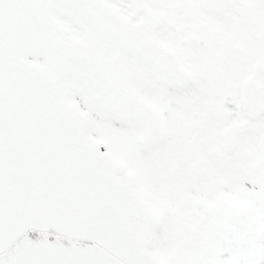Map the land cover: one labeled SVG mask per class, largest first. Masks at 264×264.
<instances>
[{"label": "snow or ice", "instance_id": "snow-or-ice-1", "mask_svg": "<svg viewBox=\"0 0 264 264\" xmlns=\"http://www.w3.org/2000/svg\"><path fill=\"white\" fill-rule=\"evenodd\" d=\"M0 264H264V0H0Z\"/></svg>", "mask_w": 264, "mask_h": 264}]
</instances>
